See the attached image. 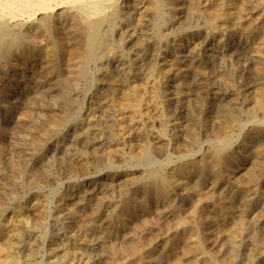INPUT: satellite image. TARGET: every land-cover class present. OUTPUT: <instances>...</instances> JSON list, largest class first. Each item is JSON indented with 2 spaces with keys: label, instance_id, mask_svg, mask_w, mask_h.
Returning <instances> with one entry per match:
<instances>
[{
  "label": "rangeland",
  "instance_id": "1",
  "mask_svg": "<svg viewBox=\"0 0 264 264\" xmlns=\"http://www.w3.org/2000/svg\"><path fill=\"white\" fill-rule=\"evenodd\" d=\"M159 2L0 18V264H264V0Z\"/></svg>",
  "mask_w": 264,
  "mask_h": 264
},
{
  "label": "bare ground",
  "instance_id": "2",
  "mask_svg": "<svg viewBox=\"0 0 264 264\" xmlns=\"http://www.w3.org/2000/svg\"><path fill=\"white\" fill-rule=\"evenodd\" d=\"M116 1L117 0H0V18L3 16V15H14V13H18L19 15H21L20 17H25L27 20H31L32 17L34 16H37V18H39V21L41 20H46L47 23H54L55 22V18L57 15L61 14V13H67L69 14V16H72L73 18L77 19L80 26L83 28V30H85V33H87V46H86V49H85V54H92V51L95 49L94 46L96 45V40L98 39V30H97V27H98V23L99 21H101L102 19L104 18H111V19H114L115 16H117L118 14L120 15L119 13V9H114L113 11H111L109 13V11L116 5ZM199 1V0H198ZM219 1V0H218ZM120 2V1H119ZM235 2V1H234ZM148 3H149V6L150 8L154 11V13H158L161 11V8H162V4L159 2V0H148ZM231 3V2H230ZM238 3V2H237ZM236 3V4H237ZM219 4V3H218ZM121 5V4H119ZM132 5V4H131ZM216 5V4H215ZM134 6V5H133ZM63 7V8H62ZM218 7V6H217ZM134 8V7H132ZM124 9V8H123ZM163 9V8H162ZM237 9V8H236ZM121 10V9H120ZM128 10V9H127ZM223 10V9H221ZM233 10V9H232ZM220 11V10H219ZM231 11V10H230ZM232 12V11H231ZM216 13V11H215ZM214 13V14H215ZM219 13V12H218ZM212 14V13H211ZM213 14V15H214ZM233 14H234V11H233ZM249 15V14H248ZM252 15V14H251ZM215 16V15H214ZM247 16V15H246ZM17 17V16H16ZM121 17V16H120ZM212 17V16H211ZM216 17V16H215ZM118 18V17H117ZM219 18V17H218ZM244 18V17H243ZM6 19V18H5ZM11 19V18H9ZM8 19V20H9ZM13 19V18H12ZM19 19V18H18ZM21 19V18H20ZM19 19V20H20ZM213 19V17H212ZM25 20V19H24ZM26 20V21H27ZM238 20V19H237ZM71 21V20H70ZM105 21V20H104ZM107 21V20H106ZM118 21V20H117ZM1 22V21H0ZM4 22V21H3ZM102 22V21H101ZM212 22V21H211ZM235 22V21H234ZM6 23V22H5ZM8 23V22H7ZM34 22L32 21V24ZM106 23V22H105ZM105 23H104V26H105ZM114 23V22H113ZM210 23V22H209ZM248 23V22H247ZM252 23V22H251ZM2 24V22L0 23ZM19 24V23H18ZM73 24V23H72ZM99 24H102V23H99ZM3 25V24H2ZM1 25V26H2ZM17 25V24H15ZM31 25V23H29V26ZM75 25V24H74ZM112 25V24H111ZM227 25V24H226ZM244 25V24H243ZM9 26V25H8ZM14 26V25H13ZM12 26V27H13ZM50 26V25H49ZM73 26V25H72ZM100 26V25H99ZM130 26V25H129ZM212 26V25H211ZM249 26V25H247ZM18 27V25H17ZM108 27V26H106ZM135 27V26H133ZM229 27H232V26H229ZM104 28V27H102ZM111 28V27H110ZM127 28V26H126ZM3 29V28H2ZM1 29V30H2ZM22 29V28H21ZM105 29V28H104ZM103 29V30H104ZM124 29V28H123ZM227 29V28H226ZM9 30V28H8ZM14 30V29H12ZM29 30V29H28ZM27 30V31H28ZM11 31V30H10ZM46 31V30H45ZM53 31V30H52ZM102 31V30H101ZM118 31V30H117ZM243 31V30H242ZM9 32V31H8ZM80 32V31H79ZM100 32V31H99ZM4 33V32H3ZM1 32V34H3ZM13 33V32H12ZM24 33V32H23ZM126 33V32H125ZM9 34V33H8ZM100 34V33H99ZM109 34V33H108ZM122 34V33H121ZM4 35V34H3ZM7 35V34H6ZM28 35V32L27 34ZM105 35V34H104ZM114 35V34H113ZM206 35V34H205ZM17 36V35H15ZM35 36V35H34ZM55 36V35H53ZM101 36H103L101 34ZM3 37V36H1ZM5 37V36H4ZM10 37H12V35L10 34ZM21 37V36H20ZM31 37V36H30ZM83 37V36H82ZM104 37V36H103ZM107 37V36H106ZM110 37V35H109ZM263 37V36H262ZM23 38V37H21ZM34 38V37H33ZM40 38V37H39ZM86 38V37H85ZM261 38V37H260ZM8 39V38H7ZM10 39V38H9ZM18 39V38H17ZM46 39V38H45ZM53 39V38H52ZM56 39V37H55ZM106 39V38H105ZM104 39V40H105ZM135 39V38H134ZM151 39V38H150ZM162 39V38H161ZM12 40H15L14 38ZM31 40V39H30ZM67 40V38H66ZM110 40V39H109ZM108 41V40H107ZM1 42V41H0ZM22 42V41H21ZM37 42V41H36ZM39 42V41H38ZM85 42V41H84ZM111 42V41H110ZM257 42V41H256ZM259 42V41H258ZM7 43V42H6ZM5 43V44H6ZM11 43V42H10ZM98 43V42H97ZM101 43H103V41H101ZM109 43V42H108ZM202 43V41H201ZM260 43V42H259ZM100 44V43H98ZM104 44V43H103ZM8 45H10L8 43ZM195 45V44H194ZM198 45V43H197ZM245 45V44H243ZM242 45V46H243ZM258 45V44H257ZM14 46V45H13ZM107 46V45H106ZM200 46V45H199ZM81 47V46H80ZM79 47V48H80ZM197 47V46H196ZM216 47V46H215ZM9 47H7L8 49ZM109 48V47H108ZM163 48V47H161ZM193 48V47H191ZM262 48V47H260ZM68 49H70L68 47ZM77 49V48H76ZM98 49V48H97ZM96 49V50H97ZM113 49V48H112ZM212 49V48H211ZM239 49V48H238ZM242 49V48H241ZM72 50L74 51V49L72 48ZM95 50V51H96ZM106 50V49H105ZM152 50V49H151ZM171 50V49H170ZM2 51V50H1ZM100 51V50H99ZM3 52V51H2ZM115 52V51H114ZM172 52V51H171ZM235 52V51H234ZM252 52V51H250ZM76 53V51H75ZM177 53V52H176ZM180 53V52H179ZM178 53V54H179ZM34 54V53H33ZM82 54V53H81ZM114 54V53H113ZM116 54V53H115ZM187 54V52H186ZM256 54V53H255ZM261 54V53H260ZM105 55V54H104ZM107 55V54H106ZM155 55V54H154ZM176 55V54H175ZM229 55V54H228ZM252 55V54H251ZM83 56V55H82ZM86 56V55H85ZM89 56V55H88ZM189 56V55H188ZM197 56V55H196ZM250 56V54H249ZM255 56V55H254ZM92 57V56H91ZM224 57V56H223ZM252 57V56H251ZM27 58V57H26ZM34 58V57H33ZM107 58V57H106ZM169 58V57H168ZM183 58H187V56L183 57ZM94 59V58H93ZM111 59V58H110ZM146 59V58H145ZM166 59V58H165ZM189 59V58H188ZM27 60V59H26ZM78 60V59H77ZM85 60V59H84ZM147 60V59H146ZM181 60V59H180ZM28 61V60H27ZM168 62V60H166ZM188 61V60H187ZM186 61V62H187ZM190 61V60H189ZM226 61V60H225ZM252 61V60H251ZM256 61V60H255ZM93 62V60H92ZM91 62V63H92ZM150 62V61H149ZM210 62V61H209ZM94 63V62H93ZM152 63V62H151ZM68 64V63H67ZM106 64V63H105ZM156 64V63H155ZM190 64V63H189ZM90 65V64H89ZM98 65V64H97ZM125 65V64H124ZM128 65V64H127ZM171 65V64H170ZM214 65V64H213ZM225 65V64H224ZM16 66V65H15ZM22 66V65H21ZM20 66V67H21ZM93 66V64H92ZM149 66V65H148ZM25 67V66H23ZM100 67V66H99ZM102 67V66H101ZM105 67V66H104ZM184 67V66H183ZM215 67V66H214ZM142 68V67H141ZM151 68V67H150ZM192 68V67H191ZM201 68V67H200ZM199 68V69H200ZM218 68V67H216ZM23 69V68H22ZM26 69V68H25ZM102 69V68H101ZM107 69V68H106ZM115 69V68H114ZM165 69V68H164ZM126 70V69H125ZM166 70V69H165ZM175 70V69H174ZM208 70V69H207ZM38 71V70H37ZM102 71V70H101ZM108 71V70H107ZM145 71V70H144ZM206 71V70H205ZM202 72V71H201ZM210 72V71H208ZM207 72V73H208ZM125 73V72H124ZM185 73V72H184ZM187 73V72H186ZM194 73V72H192ZM191 73V74H192ZM164 74V73H163ZM190 74V75H191ZM195 74V73H194ZM113 75V74H112ZM32 76V74H31ZM38 76V75H37ZM115 76V75H114ZM141 76V75H140ZM143 76V75H142ZM152 77V75H150ZM102 77V76H101ZM146 77V76H145ZM162 77V76H161ZM147 78V77H146ZM145 78V79H146ZM173 78V77H172ZM214 78V77H213ZM95 79V78H94ZM202 79V78H201ZM200 79V80H201ZM103 80V79H102ZM114 80V79H113ZM142 80H144L142 78ZM204 80V79H203ZM211 80V79H210ZM212 80H215V79H212ZM14 81V80H13ZM110 81H112L110 79ZM145 81V80H144ZM153 81V80H152ZM207 81V80H206ZM33 82V81H32ZM122 82V81H121ZM143 82V81H142ZM211 82V81H209ZM5 83V82H4ZM14 83V82H13ZM135 83V82H134ZM151 83V82H150ZM194 83V82H193ZM130 84V83H129ZM159 84V83H158ZM179 84V83H178ZM177 84V85H178ZM184 84V83H183ZM135 85V84H133ZM129 86V85H128ZM158 86V85H157ZM215 86V85H214ZM138 87V86H137ZM115 88V87H114ZM148 88V87H147ZM178 88V87H177ZM135 89V88H134ZM183 89V88H182ZM155 90V89H154ZM215 90V89H214ZM153 91V90H152ZM99 92V91H98ZM18 93V92H17ZM16 93V94H17ZM145 93V91H144ZM155 93V92H154ZM11 94V93H10ZM12 94H13V91H12ZM135 94V93H134ZM153 95V94H152ZM13 96V95H12ZM132 96L133 94L132 93H128L125 98L123 99V102L122 104L126 107V108H137V107H141V104L140 102L143 100V95L140 96V98L138 99V101H136V103L133 104L132 102ZM176 96V95H175ZM213 96V95H212ZM158 97V96H157ZM167 97V96H166ZM16 98V96H15ZM90 98V97H89ZM259 98V97H258ZM14 99V98H13ZM149 99V98H147ZM174 99V97H173ZM177 99V98H176ZM99 100V99H98ZM104 100V99H103ZM175 100V99H174ZM260 100V98H259ZM162 101V100H161ZM169 101V100H168ZM171 101V100H170ZM218 101V99H217ZM135 102V101H134ZM156 102V101H155ZM149 103V102H148ZM164 103V102H163ZM258 103V102H257ZM140 104V105H139ZM169 104V103H168ZM90 105V104H89ZM121 105V103H120ZM146 105V104H145ZM16 106V105H15ZM95 106V105H93ZM90 107V106H89ZM168 108V107H167ZM84 109V108H83ZM122 109V108H121ZM120 109V110H121ZM119 110V111H120ZM124 110V109H123ZM143 110V109H142ZM86 115V114H85ZM94 115V114H93ZM120 115V114H119ZM165 115V114H164ZM167 115V114H166ZM96 116V115H94ZM93 116V117H94ZM100 116V115H99ZM130 116V115H129ZM166 117V116H165ZM80 119V118H79ZM258 119V118H257ZM82 129V128H80ZM76 133V132H75ZM79 133V132H78ZM74 136V135H72ZM71 136V137H72ZM87 136V135H85ZM73 138V137H72ZM257 138V137H256ZM255 138V139H256ZM63 139V138H62ZM150 140V139H148ZM151 141V140H150ZM73 142V140L71 141ZM156 143V142H154ZM135 145V143H133ZM137 144V143H136ZM256 144V143H255ZM250 145V144H249ZM247 145V146H249ZM95 149V148H94ZM110 151V150H109ZM217 153V152H216ZM221 154V153H220ZM219 159V158H218ZM210 160V159H209ZM214 167V166H213ZM194 172V171H193ZM196 173V172H195ZM125 176V175H124ZM204 177V176H203ZM97 178V177H96ZM127 178V177H126ZM171 178V177H170ZM212 178V177H211ZM204 179V178H203ZM107 180V179H106ZM108 181V180H107ZM180 181V180H179ZM100 182V181H99ZM177 182V181H176ZM107 183V182H106ZM190 184V183H189ZM196 184V183H195ZM213 184V183H212ZM220 184V183H219ZM95 185V184H94ZM105 185V184H104ZM198 185V184H197ZM201 185V184H199ZM237 185V184H236ZM159 186V184H158ZM193 186V185H192ZM210 186V185H209ZM222 186V184H221ZM191 187V186H190ZM195 187V185L193 186ZM197 187V186H196ZM203 187V186H202ZM94 188V187H93ZM101 188V187H100ZM200 189V188H199ZM84 190V189H83ZM82 190V191H83ZM176 190V189H175ZM185 190V189H184ZM189 190V189H188ZM198 190V189H197ZM202 190V189H201ZM81 191V192H82ZM90 191V190H89ZM221 191V190H220ZM80 192V193H81ZM162 192V191H161ZM215 192V191H214ZM74 193V192H73ZM85 193V192H84ZM88 193V192H87ZM100 193V192H99ZM151 193V192H150ZM84 196V195H82ZM199 196V195H198ZM152 197V196H151ZM212 197V196H211ZM210 197V198H211ZM205 199V197H203ZM80 199V198H79ZM151 199V198H150ZM149 199V200H150ZM154 199V198H153ZM207 199V198H206ZM230 199V198H229ZM73 200V199H72ZM82 201V200H81ZM155 201V200H153ZM145 202V201H144ZM31 203V202H30ZM164 203V202H162ZM166 203V202H165ZM199 203V202H197ZM201 203V202H200ZM157 204V203H156ZM180 204V203H179ZM145 205V204H144ZM162 205V204H161ZM164 205V204H163ZM155 206V205H154ZM205 206V205H204ZM68 207V206H67ZM72 207V205H71ZM70 208V207H69ZM140 208V207H139ZM149 209V208H147ZM195 209V208H194ZM73 210V209H71ZM68 213V212H67ZM188 215V214H187ZM127 217V216H126ZM10 218V217H9ZM13 219V218H11ZM10 220V219H9ZM14 220V219H13ZM7 221V220H6ZM14 222V221H13ZM8 224V223H7ZM13 225V224H12ZM11 227V226H10ZM15 227V226H13ZM12 228V227H11ZM13 229V228H12ZM13 231V230H11ZM15 231V230H14ZM14 233V232H13ZM90 241V240H89ZM8 252V251H7ZM10 252V251H9ZM8 252V253H9ZM7 253V254H8ZM5 256V255H4ZM82 256V255H81ZM3 258V257H2ZM2 258H0L1 260H3ZM5 258V257H4ZM7 259V258H6ZM159 259V258H158ZM157 259V260H158ZM10 261V260H9ZM263 262V261H262ZM2 263V262H1ZM5 263V262H4ZM261 263V262H260ZM6 264V263H5Z\"/></svg>",
  "mask_w": 264,
  "mask_h": 264
}]
</instances>
